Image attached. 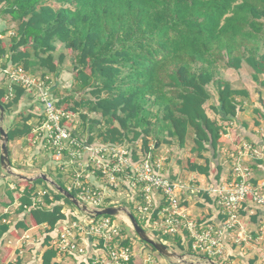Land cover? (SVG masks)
<instances>
[{
    "label": "trees",
    "instance_id": "16d2710c",
    "mask_svg": "<svg viewBox=\"0 0 264 264\" xmlns=\"http://www.w3.org/2000/svg\"><path fill=\"white\" fill-rule=\"evenodd\" d=\"M55 1L59 7L49 0H0L5 3L3 14L17 22L8 50L0 38V58L9 52L14 65L22 64L29 71L41 68L43 75L58 73L66 58L64 52L58 59L55 56L57 43H61L76 54L74 69L79 87L88 88L92 95L84 97L76 107L99 115L89 118L82 114L84 120H89V142L95 141L98 126V137L107 144H124L143 135L166 133L183 147L193 129L191 152L206 163L189 158L188 169L208 174L211 162L219 158L220 139L226 133L221 121L237 117L241 107L237 96L249 97L246 90H238L218 78L219 68L239 69L246 63L253 70L254 80L264 88V79L260 78L264 73V0ZM6 32L0 30V34ZM211 84L218 90L219 104L210 106L215 117L205 107L212 99ZM25 93V88L16 86L14 97L8 99L0 87V102L10 111ZM70 112L79 111L72 108ZM31 116H23L21 125L8 128L10 140L28 134L34 138L27 123ZM157 142L160 144L159 139ZM142 147L144 153L153 150L145 137ZM210 147L214 151L212 161L204 154ZM138 158L134 151V159ZM218 164L215 169L220 174L222 167ZM43 183L40 177L24 191L20 210L30 207L33 224L48 226L44 241L48 248L42 264H60L54 260L58 250L50 245L54 239L51 232L68 217L64 207L75 205L47 185L42 196L44 203L35 205V191ZM58 183L67 189L64 183ZM71 192L78 196V190ZM20 225L28 228L26 223ZM8 228L2 226L0 234ZM153 233L157 237L156 231ZM158 238L168 241L171 237ZM175 241L186 250L182 237ZM124 243L131 244L135 252L129 236ZM89 262L82 263L93 264Z\"/></svg>",
    "mask_w": 264,
    "mask_h": 264
},
{
    "label": "crops",
    "instance_id": "0c3cea01",
    "mask_svg": "<svg viewBox=\"0 0 264 264\" xmlns=\"http://www.w3.org/2000/svg\"><path fill=\"white\" fill-rule=\"evenodd\" d=\"M4 29L2 22H0V30ZM10 32L11 31H8L2 34L4 36L2 39L3 44L7 47V50L10 47V42L5 40V38H7ZM8 40H10V38H8ZM59 49H61L60 45H58V51ZM0 64L4 68L14 65L10 62L9 52L0 58ZM42 73H44L43 70ZM48 74L42 75L41 77L48 79H50L52 75H55L56 78L60 77L59 72ZM71 77L65 78L67 79L66 81ZM218 78L230 82L232 86L238 90H246L249 97L237 96V100L241 106L239 107L240 110L237 117L229 121H221L225 126L226 133L222 134L220 139V147L218 148L219 158L212 161L214 151L211 147L208 152H204L207 157H211L210 159L212 161L211 170L208 174L189 170L186 159L183 160V163L179 162L181 159H179L178 162L174 161L175 157L182 158L181 155L185 153L188 154L189 158H196V155L191 152L192 147H194V132L191 129L189 130L186 143L183 147H180L178 141L168 137L166 133L143 135V138L141 137L137 141H125V143H128L133 148L135 154H138L137 151H139L140 148L143 149L144 137L147 138L149 144L153 148L151 153L162 162V172H165L166 175L173 179L180 180L185 185V189L182 193V209L184 212L201 222H211L215 224H221L223 222V215L219 212L220 210L214 199V194H209L207 190L211 187H218L223 183L232 182L236 179L234 163L236 157L239 156L240 153L242 154L241 163L244 170V178L239 176L238 180H245L253 186L261 187L264 191V88L254 80L253 70L246 63H243L242 67L239 69L222 66L219 68ZM260 78L264 79V73ZM49 83H51L52 89L56 85L52 80ZM212 85L214 84L209 86V90L212 93L214 101L216 100L213 105H218V90L217 87L215 88ZM7 86L8 82L6 77L0 74V87L4 88L7 92ZM210 87L213 88L210 89ZM215 94H217L216 99ZM28 95H30V93L26 91L18 106L15 107V110L23 107ZM31 101L33 105L30 107V113L26 114L25 112L22 114V111L21 122L12 124L11 128L21 125L23 123V116L32 114L27 123L31 127L34 138L28 134L9 141V153L12 167L21 174L32 178L38 179L41 175L46 174L51 180L57 183L58 181L64 183L68 189L73 186V176L75 172L80 169L79 164H71L67 154H64L62 157H57L53 149L49 151L50 155L48 154L50 163L39 164L43 156L41 155V150L47 151L48 147H46L40 139H36V135L34 134L35 127L40 124L43 118H40L42 116H40L38 112V104L34 99H31ZM71 113L73 114V124L70 122L69 126L73 131L78 133L77 124H74L77 123L76 114L73 112ZM86 113L90 117H99L95 112H91L94 113V116H91L88 110ZM209 114L215 117L210 112ZM84 128H86L87 134L78 133L77 135L89 142L91 134L89 121ZM97 137L98 134H95V141L91 143L96 145L106 144ZM130 138H132V134H130ZM158 139L160 140V144L157 142ZM166 139L170 141H164ZM243 145H249L250 150H246ZM90 155V152H85L83 154V160L86 164L91 163ZM170 156L172 160L167 162ZM35 160H37V162H35ZM195 161L200 164L206 163L203 158H196ZM216 164L222 167L220 174L219 171L215 169ZM51 169H54V171H51ZM85 174L88 181L91 183L102 189L107 188L99 174L96 176L89 172H85ZM44 181L46 184L43 183L38 185L35 191L37 193V197L33 199L35 205L44 203L41 192L46 190V187L44 189L45 185L49 186V183L46 180ZM32 182L33 181L22 180L16 176H12L2 168L0 144V228L4 225L9 226L7 231L0 234V264H42L43 262V254L48 248V246L44 245L48 226L45 224H33L31 214L28 211L30 207L20 210V208H22L21 197L24 191L32 186ZM120 200H123V203H121ZM124 202L135 208V203L128 199H124L123 196L119 198L117 206H122L121 204H125ZM107 205L116 206L110 203H107ZM52 206L53 205L48 206V208ZM64 212L67 214L68 217L66 219L68 220L72 219L74 216L73 214L79 215L76 209L75 211L67 209V205L64 207ZM66 219L64 221H67ZM115 219L118 222L120 221L119 216H115ZM159 219L160 214L157 212L154 214V220ZM64 221L60 222L58 229L51 232L54 238L58 234L59 228ZM22 223H26L28 228L21 226L20 224ZM127 223L129 224V222ZM126 227H128L127 232L135 247L134 256L129 264H175L174 261H170L169 259H164L162 257L158 258L155 255V251L148 250V246H150L148 243H141L137 239V235H133L135 231L130 224H126ZM143 227L146 228L145 226ZM152 231H156L157 236H162L159 229H152ZM178 236L182 237L186 248H190L189 233L184 231L181 235L173 237V240L175 241V238ZM162 241L168 244L166 240L163 239ZM50 245L54 248L52 242ZM101 246V243L97 245L94 239L93 242H90L91 251L95 252V255L105 256V252L101 249ZM226 250L227 252L224 257L213 258L217 264H264V206L254 207L253 204L245 205V210H242L240 225L234 231L233 236L230 237V243L227 245ZM54 260L60 264H84L82 262H85L81 257L62 252H58Z\"/></svg>",
    "mask_w": 264,
    "mask_h": 264
},
{
    "label": "built area",
    "instance_id": "2783aa9c",
    "mask_svg": "<svg viewBox=\"0 0 264 264\" xmlns=\"http://www.w3.org/2000/svg\"><path fill=\"white\" fill-rule=\"evenodd\" d=\"M15 32H10L14 35ZM0 38L4 36L0 34ZM0 74L8 82L7 98L14 97L16 86L26 89L39 102L43 114L40 124L35 127L36 139H40L46 147L53 149L57 157L67 154L71 164L78 163L79 170L73 176V186L68 188L78 190V198L92 209L105 208L107 203L116 205L118 196L135 203L139 218L146 223V228L159 229L163 235L175 237L184 231L189 233V247L197 254L209 257H224L230 237L240 225L242 210L246 204L264 206V191L253 186L244 178L241 153L236 157L234 172L236 179L211 187L209 194L214 199L223 215V222L215 224L201 222L186 214L182 209V193L185 185L162 172V162L152 153H144L140 148L139 158L134 159V150L128 144L89 143L79 137L69 126L73 114L61 108L54 98L51 83L41 76H36L22 64L4 68L0 64ZM38 104V103H37ZM246 150L250 146L243 145ZM90 152L91 163H85L83 154ZM85 172L96 176L99 174L107 188L102 189L88 181ZM45 190L41 195L45 194ZM158 210L159 220H154ZM71 220L66 219L52 244L58 252L73 254L92 261L93 264H129L134 255L133 247L124 242L128 238L122 225L115 216L103 215L97 217H82L73 214ZM161 228V229H160ZM241 237V236H240ZM91 238V239H89ZM102 244L105 256L95 255L90 248V242Z\"/></svg>",
    "mask_w": 264,
    "mask_h": 264
},
{
    "label": "rangeland",
    "instance_id": "374dc122",
    "mask_svg": "<svg viewBox=\"0 0 264 264\" xmlns=\"http://www.w3.org/2000/svg\"><path fill=\"white\" fill-rule=\"evenodd\" d=\"M49 3H51L52 5H54L55 7H59L60 5L55 1V0H49ZM5 6V3H1L0 2V22H2L4 28L8 31H11V32H17V22L13 21L12 18L7 15V14H3L2 12V8ZM14 33V34H15ZM11 34L9 33L7 35V38H5V40H7L8 42H10V40H8V38H11ZM57 45H60L61 46V49H59V51H56L55 52V56L56 58L58 59V56L60 55V53L64 52L66 55V58L64 60V62L61 64V66L59 67L60 68V71H59V78H56V76L54 77L53 75L50 77V79H46V81L49 83L51 82H54V84H56L53 89H51L50 91L52 92L54 98L56 99V102L57 104L59 105L60 103V107L61 108H66L67 111H71L72 108H77V110L79 112L75 113L76 114V119H77V123H74V124H77V130H79V134H87L86 133V128H84L85 126H87V122L89 121L88 119L87 120H84V118L82 117V114L84 115H88L86 113L87 109H83V108H78L76 106V103H79L80 100H83L84 97H92V95L90 94L89 92V89H81L79 87V82L77 81V73L75 71V64H77V62H75V53L73 52H69L67 51L63 45L61 43H57ZM42 70L41 68H37V69H32L31 73L35 74L36 76H42L44 73H42ZM87 71L89 72L90 70L87 69ZM68 73V74H66ZM46 75V74H45ZM49 76V74H48ZM72 76V77H71ZM71 77L70 79H68V81H66L67 79L65 78H69ZM74 80L77 81V83L74 85ZM213 87H217L215 84L212 85ZM213 87H210V89H212ZM215 92V90H214ZM216 93V92H215ZM217 94H215V99H216V96ZM31 99H34V98H31L30 95H28L26 97V100L24 102V105L22 108H18L17 110L15 109H12L10 111L6 110V116H5V121L3 123V126L4 128L7 130L9 127H11L12 124H17L18 122L20 123L21 120H22V114L21 112H26L27 113H30L29 110H30V107L33 105L32 104V101ZM35 101V99H34ZM216 102V100L214 101V98H212L211 100H209L205 107L206 109L213 115V113L211 112V109H210V106L211 104H214ZM38 105H39V102H37ZM86 110V111H85ZM157 109L154 108V112H156ZM69 111V112H70ZM38 112L40 113V116H42L41 114H43V111H42V108L40 107ZM91 116H94V113H90ZM89 116V115H88ZM42 118V117H40ZM89 118H91L89 116ZM84 121V122H83ZM71 124H73V122H71ZM193 131V129H191ZM75 132V131H74ZM76 134H78L77 132H75ZM99 133V127L96 126L95 127V134H98ZM192 134V133H191ZM97 136V135H96ZM98 138V137H97ZM51 149L50 148H47V151L46 150H41V155H43L41 157V161L39 162V164H49L50 163V158H49V151ZM174 153V152H172ZM49 154V155H48ZM182 158L180 157H175L174 158V161L178 162L179 159H181V163H183V160L186 159V161L188 162L187 159H189L188 157V154L185 153L183 155H181ZM171 159V156L169 159H167V162H169ZM35 162H37V160H35ZM49 168V166H48ZM51 171H54V169H51ZM165 174V172H164ZM49 183V182H48ZM49 187L51 189H55L54 186H51V184L49 183ZM44 189H45V186H44ZM43 189V190H44ZM57 191V190H56ZM121 196H118V198H120ZM121 203H123V200H120ZM125 204H121L122 206H127L128 204L126 202H124ZM132 212L134 211V213L137 215V210L136 208L134 207H129L127 206ZM67 209L69 210H73L75 211V209L77 210L79 216H82V217H86L87 214L84 213L83 211H81L79 208H77L76 206L74 207L73 205H67ZM71 212V211H69ZM71 214V213H69ZM126 214L123 213V214H120L119 215V219H120V223L123 227V232L125 235L129 236L130 235L128 234V227H126V224L129 225L127 222L128 220L124 217ZM138 216V215H137ZM131 226V225H130ZM143 226V225H142ZM147 230V228H145ZM148 233L155 239L157 240H160L158 238V236L156 237L152 231V229H149L148 228ZM135 235V233L133 234ZM162 236H166V235H163ZM170 238V240H168V246H170L171 249H173L174 251L178 252L179 254H187L188 255V258H187V261H183V260H180V259H169L170 261H174L175 264H190V262H201L202 263H205V264H210L208 260H206L205 258L203 259V257H207V258H211L213 259V257H209L205 254H197L198 256H193V254H195L193 251L191 252L190 248H186V250H183V248L181 249L179 247V245L173 240V237L170 236V235H167ZM135 239V238H134ZM137 239L144 244V242L139 238V236L137 235ZM172 242V243H170ZM148 250H151V251H155V255L158 257V258H164V259H167L165 257H163L157 250H154L151 246H148Z\"/></svg>",
    "mask_w": 264,
    "mask_h": 264
},
{
    "label": "water",
    "instance_id": "95a60500",
    "mask_svg": "<svg viewBox=\"0 0 264 264\" xmlns=\"http://www.w3.org/2000/svg\"><path fill=\"white\" fill-rule=\"evenodd\" d=\"M6 108L0 102V138H1V166L2 168L10 175L16 176L22 180L34 181L37 178H32L21 174L20 172L14 170L11 164L10 153H9V134L8 131L4 128L3 123L5 121ZM44 180L49 182L51 186H54L58 192L63 194L67 199H69L77 208L86 213L90 217H97L103 215L109 216H119L122 213H125L129 219V224L134 229L135 233L139 238L146 243L152 245L163 257L167 259H180L187 261V254H179L170 248L162 240H157L153 238L148 231L140 224L137 216L127 207V206H106L102 209H92L87 204L81 202V200L75 196L69 189H66L61 184L57 183L54 180H51L46 174L41 175ZM39 178V177H38ZM209 261L210 264H217L213 259L203 257V259ZM190 264H200V262H190ZM201 264H205L202 263Z\"/></svg>",
    "mask_w": 264,
    "mask_h": 264
},
{
    "label": "bare ground",
    "instance_id": "6f19581e",
    "mask_svg": "<svg viewBox=\"0 0 264 264\" xmlns=\"http://www.w3.org/2000/svg\"><path fill=\"white\" fill-rule=\"evenodd\" d=\"M127 220H128V222H129V219H128V217L127 216H124Z\"/></svg>",
    "mask_w": 264,
    "mask_h": 264
}]
</instances>
